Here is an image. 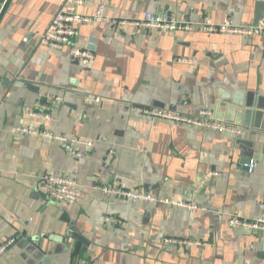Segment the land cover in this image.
I'll return each mask as SVG.
<instances>
[{"label":"crops","instance_id":"1","mask_svg":"<svg viewBox=\"0 0 264 264\" xmlns=\"http://www.w3.org/2000/svg\"><path fill=\"white\" fill-rule=\"evenodd\" d=\"M0 1V244L16 239L0 264H264V231L230 224L264 218V34L88 24L77 45L95 59L84 65L67 50L39 46L62 0ZM84 1L83 15L102 5L115 18L170 12L222 23L233 10L241 27L264 19V0ZM88 95L102 102H86ZM147 108L189 117L211 110L243 133L154 119L139 111ZM20 127L94 146L79 147L78 159ZM44 174L74 179L79 201L43 197ZM94 186L142 189L196 208L133 203Z\"/></svg>","mask_w":264,"mask_h":264},{"label":"built area","instance_id":"2","mask_svg":"<svg viewBox=\"0 0 264 264\" xmlns=\"http://www.w3.org/2000/svg\"><path fill=\"white\" fill-rule=\"evenodd\" d=\"M85 5L84 0H62V4L55 17L51 21L46 32L39 40V46L52 50H67L69 55L84 65H89L95 59L92 51L82 49L77 45V39L80 36V27L88 24L105 23L119 31L127 33L131 29L156 30V31H204L207 33H222L227 35H244L248 37L264 34V19L259 26L241 27L235 25L232 21L234 11L229 10L227 17L222 23L215 22L211 17L205 16L198 23H190L178 20L170 12L162 14L146 13L144 17L139 19H129L120 17H111L106 14L104 6H99L91 15H83L80 8ZM192 63L193 59H179V62ZM86 102L100 104L102 99L88 95L85 97ZM144 115H148L154 119H164L174 123H186L198 127H204L217 131L219 133H232L240 136L243 131L239 127H234L215 120L213 111L201 110L197 116L189 117L178 114L173 111H163L158 109H139ZM30 117L42 121H51V115L44 112L32 111L28 114ZM22 133L40 136L48 139H54L62 144V147L75 158H82L83 153L79 147L93 148L94 143L90 140L65 136L38 129H30L20 127L18 129ZM113 157V152H109L106 156L105 164L108 165ZM253 170L254 166H248ZM94 190L103 192L109 197L121 200L131 201L133 203L148 204H164L171 207H181L185 209H195L194 205H188L177 200L159 198L151 195L142 189L127 190L118 186L99 187L94 186ZM39 193L48 200L73 205L81 198V190L79 184L72 178L55 174H44L38 182ZM105 223L121 224V221L113 217H103ZM230 224L234 227H242L246 229L264 231V218L256 221H246L239 218H233ZM166 243H177L173 240H167ZM16 244V239L11 238L0 244V258L6 255L9 250ZM182 244V243H179Z\"/></svg>","mask_w":264,"mask_h":264},{"label":"water","instance_id":"3","mask_svg":"<svg viewBox=\"0 0 264 264\" xmlns=\"http://www.w3.org/2000/svg\"><path fill=\"white\" fill-rule=\"evenodd\" d=\"M261 7H263V9H264V5H261ZM1 9H2V1H0V11H1ZM261 17L264 18V11L262 12Z\"/></svg>","mask_w":264,"mask_h":264}]
</instances>
